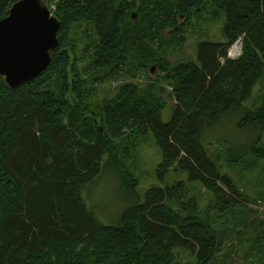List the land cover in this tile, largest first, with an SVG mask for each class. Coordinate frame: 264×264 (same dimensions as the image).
Listing matches in <instances>:
<instances>
[{"label":"trees","instance_id":"trees-1","mask_svg":"<svg viewBox=\"0 0 264 264\" xmlns=\"http://www.w3.org/2000/svg\"><path fill=\"white\" fill-rule=\"evenodd\" d=\"M18 1L0 0V20ZM47 5L59 21L49 67L13 90L0 78V264H176V249L195 255L196 264H218L223 238L215 226L247 200L218 163L248 170L264 161V90L250 104L264 84V0ZM134 9L137 19L130 21ZM221 18L225 43H200L194 63L171 67L161 59L165 31L173 29L171 43L180 46L178 35L192 21ZM239 40L241 56L232 60L228 50ZM160 60L175 100L168 122L161 120L164 89L158 96L152 86L147 92L128 83L99 101L104 84L133 78ZM236 113L243 114L238 128L249 143L214 141L222 157L210 155L208 134ZM150 131L162 153L159 182L171 169L184 173L211 193L214 209L201 213L177 183L150 189L119 226L104 227L82 193L109 163L118 169L133 158L136 143L119 144L126 134L145 142ZM261 233L251 251L263 248Z\"/></svg>","mask_w":264,"mask_h":264},{"label":"rangeland","instance_id":"rangeland-1","mask_svg":"<svg viewBox=\"0 0 264 264\" xmlns=\"http://www.w3.org/2000/svg\"><path fill=\"white\" fill-rule=\"evenodd\" d=\"M136 9L130 14V21L137 19ZM223 26V18L206 19L200 22L194 20L181 35H178L183 39L180 46L171 43L174 35L173 29L165 31L162 36L166 46V55L161 59L168 62L171 67L182 63L196 62L197 46L200 43H225L222 33ZM83 45L82 42L81 46L83 47ZM241 53L242 43L239 40L228 50L227 55L228 58L235 60L241 56ZM163 60L149 65L147 69L138 70L133 78H121L115 82L104 84L100 92L97 93L99 101L112 98L122 85L128 83L134 84L139 91L147 90L148 92L149 87L152 86V93H156L158 96L160 90L164 89L162 97L166 101V108L161 114V120L168 122L175 100L171 96L172 88L168 82L164 81L165 75L159 70L158 64L163 63ZM263 90L264 84H258L255 87L250 104L256 102V98ZM246 104L249 105V102ZM242 117V113L230 115L208 134L206 143L209 144L207 149L210 155L222 157V146L216 144L220 141L237 145L249 143V134L238 128V122ZM213 133L215 138H213ZM129 140L136 143L133 158L123 160L122 166L118 169L109 163L104 169L102 168L99 176L82 193L86 209L102 226H119L124 213L137 205H142L145 195L150 189L164 188L166 185L172 186L177 183H182L185 186L186 200L194 201L201 213L205 215L211 206L210 209H214L211 193L200 184L189 183L184 173H176L171 169L164 184L159 182L157 170L162 162V153L155 144L151 131L145 142L126 134L119 142L121 149L125 148L128 142L130 143ZM218 167L222 174L229 176L238 187V191L247 199L241 207H233L218 220L219 222L217 221L216 230L218 229L217 232L223 238L220 252L216 256L217 259H221L218 264H258V261L263 262L264 242H262L263 252L260 248L253 249V251L251 249L255 245L254 241L261 236V231L264 229V161L257 163L255 168L247 170L243 165H227L220 159ZM176 252V264H196L195 255L179 249H176Z\"/></svg>","mask_w":264,"mask_h":264},{"label":"water","instance_id":"water-1","mask_svg":"<svg viewBox=\"0 0 264 264\" xmlns=\"http://www.w3.org/2000/svg\"><path fill=\"white\" fill-rule=\"evenodd\" d=\"M58 30L47 0H20L0 20V78L9 89L35 80L49 67Z\"/></svg>","mask_w":264,"mask_h":264}]
</instances>
